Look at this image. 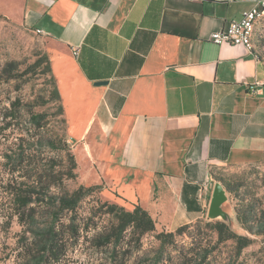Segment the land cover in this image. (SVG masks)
Segmentation results:
<instances>
[{
	"label": "crops",
	"instance_id": "0c3cea01",
	"mask_svg": "<svg viewBox=\"0 0 264 264\" xmlns=\"http://www.w3.org/2000/svg\"><path fill=\"white\" fill-rule=\"evenodd\" d=\"M18 1L84 179L111 202L174 231L203 217L216 169L264 151V64L209 39L256 0Z\"/></svg>",
	"mask_w": 264,
	"mask_h": 264
},
{
	"label": "trees",
	"instance_id": "16d2710c",
	"mask_svg": "<svg viewBox=\"0 0 264 264\" xmlns=\"http://www.w3.org/2000/svg\"><path fill=\"white\" fill-rule=\"evenodd\" d=\"M41 61L45 62L46 71L50 73L46 53ZM17 69L14 61L6 62L2 68L4 79L16 78ZM51 77L53 79L52 75ZM53 99L59 101L58 114H63L55 84ZM11 106L2 113V119L7 120L0 129L8 128L16 118V112L20 109L18 100L12 101ZM43 119L42 113L32 112L29 115V122L38 130L45 126ZM35 138L36 141H31V145L40 142L38 136ZM28 149L30 150L27 152ZM29 155H34V149L30 146L4 154L3 165L6 172L10 173L5 182V191L13 209L12 215L17 216L23 232L28 235L16 253L17 264H65L69 245L77 246L80 243L105 257L96 264H128L126 257L131 254L132 249L147 256V251L143 249V237L146 234L154 235L157 247L151 257L141 264H202L208 261L207 258L214 256L216 247L222 243L232 241L234 256L237 257L251 243L250 236L264 235V206L257 205L256 198L252 196L245 204L242 197L240 206L234 209L235 219L245 234L237 232L222 219L198 220L180 225L174 231H157L156 221L140 205L134 204L128 210L118 203L99 198L96 205L89 208L83 216L79 212L81 202L92 195L99 185H79L73 190L65 187L64 180L76 176L73 154H67L69 165L63 172L55 174L45 169L47 177H43L40 170L33 175L15 176L14 172L18 171L16 165ZM48 165L50 170H54L53 163ZM223 186L228 193L239 194L238 187L230 183H223ZM63 214L67 215L66 219L62 218ZM200 227L209 231V238L200 234ZM177 236H186L188 240L179 245ZM234 260L224 258L219 264H235Z\"/></svg>",
	"mask_w": 264,
	"mask_h": 264
},
{
	"label": "rangeland",
	"instance_id": "374dc122",
	"mask_svg": "<svg viewBox=\"0 0 264 264\" xmlns=\"http://www.w3.org/2000/svg\"><path fill=\"white\" fill-rule=\"evenodd\" d=\"M45 44V38L23 20L20 1L0 0V126L7 120L2 119V113L11 106V102L18 100V107L20 106L13 123L6 129H0V264H17L16 253L23 244L24 238L28 236L18 223L17 216L12 215L13 209L5 191V182L10 174L3 165L6 152H16L30 146L34 149V155L25 156L24 160L16 165L18 171H15L14 175H33L40 170L43 177H47L45 169L55 174L63 172L69 165L67 154H73L76 161L74 169L76 176L65 179V187L73 190L79 185H99L92 195L81 202L80 214L84 216L89 208L96 205L97 198L111 202L109 196L112 194L107 192L102 183H87L84 179L83 169L87 164L80 158L79 161L77 160L75 145L69 140L65 120H62L63 114H58L59 101L52 100L55 82L51 72L46 71L45 62L41 61L45 54ZM252 44L257 57L264 64V19L259 20L255 25ZM9 61L16 63L18 74L16 78L5 80L2 68ZM32 112L43 114L45 123L43 129L38 130L29 122V115ZM35 136L40 138V142L31 145V141H36ZM49 163L54 164V170L49 169ZM89 173L86 172L85 177ZM213 175L217 178L216 181L222 184L230 183L238 187L240 195L227 192L228 200L223 208L232 217L230 223L232 228L245 234L246 232L235 219L234 209L240 206L242 197L245 204L251 196L256 198L257 205L264 206V151L243 156L239 162L221 166L213 172ZM114 199L128 210L133 208V205L127 204L126 201L116 197ZM206 214L207 210L203 217L196 221L207 219ZM66 217L67 215L63 214L62 218L66 219ZM97 222L99 224L100 220ZM156 227L157 231L166 230L161 225L156 224ZM199 229L203 237L209 238V231L206 228ZM250 237L251 243L243 248L237 257L234 256L233 242L228 241L218 245L214 256L207 258L208 261L202 264L209 262L219 264L224 258L235 259V264H264V235ZM176 240L180 245L186 243L188 238L177 236ZM69 246V252L64 259L65 264H96L105 258L102 254L98 255L96 251L87 249L84 243ZM156 247L157 241L154 235L146 234L143 237V249L147 251V256H143L141 251L132 249L131 254L126 257V262L144 263L151 257Z\"/></svg>",
	"mask_w": 264,
	"mask_h": 264
},
{
	"label": "built area",
	"instance_id": "2783aa9c",
	"mask_svg": "<svg viewBox=\"0 0 264 264\" xmlns=\"http://www.w3.org/2000/svg\"><path fill=\"white\" fill-rule=\"evenodd\" d=\"M261 19H264V0H256L250 8L242 11L240 18L232 19L225 27L212 31L209 39L216 44H239L249 50L253 49L255 25ZM40 31L36 29L37 33ZM76 52L77 50L73 51Z\"/></svg>",
	"mask_w": 264,
	"mask_h": 264
},
{
	"label": "water",
	"instance_id": "95a60500",
	"mask_svg": "<svg viewBox=\"0 0 264 264\" xmlns=\"http://www.w3.org/2000/svg\"><path fill=\"white\" fill-rule=\"evenodd\" d=\"M97 84H105L106 81H97ZM228 200L227 191L220 181H215L211 198L209 201L206 218L207 219H222L229 224L232 217L224 208L223 205Z\"/></svg>",
	"mask_w": 264,
	"mask_h": 264
}]
</instances>
